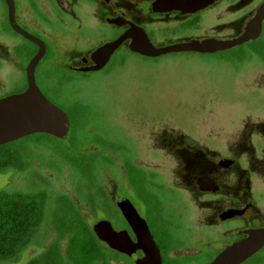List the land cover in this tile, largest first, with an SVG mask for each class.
<instances>
[{
    "label": "flooded vegetation",
    "instance_id": "af4514ba",
    "mask_svg": "<svg viewBox=\"0 0 264 264\" xmlns=\"http://www.w3.org/2000/svg\"><path fill=\"white\" fill-rule=\"evenodd\" d=\"M155 1L0 0V100L24 94L33 79L68 121L63 139L35 133L2 145L13 159L0 176H10L11 195L25 197L39 224L24 264H75L68 249L79 232L92 243L89 264H141L148 251H157L160 264H212L264 230V19L259 37L234 48L170 53L227 65L234 74L247 68L239 84L252 105L232 134L196 137L159 129L154 119L145 132L129 125L128 95L117 84L131 64L154 67L160 58L133 53L130 39L95 69L99 50L132 29L155 47L239 39L264 0H182V9L163 12L154 11ZM146 24L169 28L155 34ZM136 103L129 112L135 121ZM20 178L24 189L16 187ZM126 209L150 236L131 225ZM101 228L120 245L102 240ZM241 264H264V246Z\"/></svg>",
    "mask_w": 264,
    "mask_h": 264
},
{
    "label": "rangeland",
    "instance_id": "374dc122",
    "mask_svg": "<svg viewBox=\"0 0 264 264\" xmlns=\"http://www.w3.org/2000/svg\"><path fill=\"white\" fill-rule=\"evenodd\" d=\"M165 24L157 27L146 24V29L156 34L158 30L169 28ZM155 41L160 42V38L156 37ZM246 69L241 68L239 73L234 74L230 66H213L199 56L170 54L161 56L154 67L145 62L131 64L117 89L121 88L128 95L125 105L129 116L127 122L139 131L145 132L154 119L159 129L186 131L196 137H210L216 131L218 135L221 131L232 134V129L241 124L238 118L248 116V109L244 107L252 105L249 90L241 89L240 85L248 80ZM132 100L137 101L135 106L139 109L137 121L130 119ZM105 105L111 106L110 103ZM10 181L8 174L0 176V192L7 195L14 192L8 187ZM17 182L16 187L25 188L21 178ZM0 208L20 209L23 213L18 215L27 224L34 213V207L29 203L11 204L6 196L0 199ZM29 257L30 251L24 250L17 264H24Z\"/></svg>",
    "mask_w": 264,
    "mask_h": 264
},
{
    "label": "water",
    "instance_id": "95a60500",
    "mask_svg": "<svg viewBox=\"0 0 264 264\" xmlns=\"http://www.w3.org/2000/svg\"><path fill=\"white\" fill-rule=\"evenodd\" d=\"M184 3L182 0H156L153 3V8L155 12H163L172 8L182 9L181 6ZM197 3L203 5L206 2L199 1ZM263 19L264 6L246 25L244 34L239 39L230 41L197 40L166 47H155L144 31L132 29L118 40L107 44L99 50L96 55L98 65L95 69L102 67L113 51L127 39H130V50L146 58H157L170 53H215L225 51L259 37ZM27 37L35 43H41L31 36ZM42 53L43 49L41 47L31 62V69L41 58ZM29 74L33 75V72ZM67 130V117L62 111L47 101L37 89L33 79L30 80V87L24 94L0 100V146L35 133H46L63 139ZM124 212L135 229L145 226L144 230L148 234L145 223L139 219L134 210L126 209ZM140 221L142 224H140ZM97 233L102 240L120 245V239L115 235H110L105 228L99 229ZM138 233L140 234L141 232L139 231ZM263 246L264 230L257 231L245 242L239 243L225 251L212 264H241L248 257L257 253ZM142 262L141 264H160L159 254L157 251L155 253L148 251L146 258Z\"/></svg>",
    "mask_w": 264,
    "mask_h": 264
},
{
    "label": "trees",
    "instance_id": "16d2710c",
    "mask_svg": "<svg viewBox=\"0 0 264 264\" xmlns=\"http://www.w3.org/2000/svg\"><path fill=\"white\" fill-rule=\"evenodd\" d=\"M13 159L7 145L0 147V173L4 172ZM6 196L10 200L11 204L19 205L21 202L26 201L25 197L18 195H7L4 192H0V199ZM26 203V202H25ZM23 213L20 209L16 208H0V264H11L18 261L20 254L29 245L31 238L39 230L38 222H33V217L30 223H24V218L21 215ZM31 212V210H30ZM68 229V228H66ZM78 236L84 234L83 232L76 233ZM74 235V239L71 241L70 248L68 249L69 258L74 261L75 264H89L92 253V243L88 239H81ZM55 254V249L53 250ZM52 255L50 259L56 262L57 256ZM43 259L34 260L31 264H42Z\"/></svg>",
    "mask_w": 264,
    "mask_h": 264
}]
</instances>
